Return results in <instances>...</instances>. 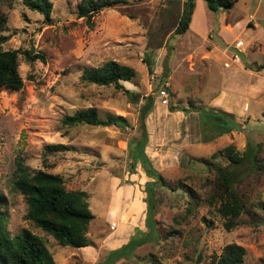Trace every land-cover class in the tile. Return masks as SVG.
<instances>
[{
	"label": "rangeland",
	"instance_id": "rangeland-1",
	"mask_svg": "<svg viewBox=\"0 0 264 264\" xmlns=\"http://www.w3.org/2000/svg\"><path fill=\"white\" fill-rule=\"evenodd\" d=\"M51 1L48 24L22 0H0V15L6 19L3 33L10 35L2 47L30 50L44 59L31 61L19 54L23 87L16 92L0 90V192L6 198L7 231L13 235L28 229L42 236L57 264H91L80 250L60 246L25 219V200L11 189L15 160L23 159L32 170L61 174L68 190L86 191L94 214L87 237L100 240L130 220L123 216L100 220L108 205H120L124 191L131 187L144 192L145 183L152 180L140 163L131 168L128 157L142 96L151 94L154 105L145 120V153L167 183L155 189L159 236L150 235L148 242L113 264H210L231 242L245 249L242 264H264L263 162L258 169H238L235 188L245 212L229 230L216 211L218 204H208L215 171L205 164L228 165L223 152L228 145L240 155L253 146L259 159L264 157V69L256 70L264 65V0H237L229 10L212 14L206 9L205 16L197 10L202 28L209 24L211 31L202 42L190 30L171 34L181 9L176 0H127L95 13L90 21L77 14L81 0ZM213 46L226 54L215 53ZM108 60L132 67L136 75L121 81L123 88L81 79L84 69ZM89 107H95L102 119L119 115L127 124L62 122L65 115ZM208 113L222 114L231 131L219 136V127L206 117ZM57 143L66 149L43 152L45 145ZM116 178L121 179L119 185L114 184ZM190 195L198 199L191 212L187 210ZM136 229L148 230L145 223L135 227L133 235ZM89 237L90 245L97 248ZM106 252L98 251L96 262Z\"/></svg>",
	"mask_w": 264,
	"mask_h": 264
},
{
	"label": "trees",
	"instance_id": "trees-1",
	"mask_svg": "<svg viewBox=\"0 0 264 264\" xmlns=\"http://www.w3.org/2000/svg\"><path fill=\"white\" fill-rule=\"evenodd\" d=\"M205 7L212 14L220 10L231 9L237 0H202ZM127 0H81L78 4L77 14L86 17L90 21L95 13L107 8H112L119 3H127ZM24 6L29 10L36 11L43 16L45 23H51L53 2L51 0H22ZM195 0H184L182 10L177 17L171 34H184L191 21ZM6 19L0 15V90L9 92L19 91L23 87V80L18 72V55L22 54L27 60L39 59L44 61L40 53L33 54L30 50L4 49L2 47L10 35L4 34ZM247 68L248 66L245 65ZM264 69V65L256 66V70ZM136 75V71L128 66L113 60H108L98 67L86 68L81 73V79L85 82L97 85H114L123 88L121 81H129ZM168 77V74L165 76ZM129 92V91H128ZM141 96L137 94L138 101ZM144 100L139 106L136 134L130 137L128 143L130 149L128 157L131 168L140 163L144 173L152 178L144 185L146 197V232L136 229V233L121 247L109 250L104 258L94 264H113L116 260L130 256L132 252L149 241V236L158 238L156 233L155 189L167 185L165 178L152 165L151 160L145 153L148 141L146 129V117L152 111L154 97L149 94L142 96ZM173 111V107H169ZM179 110V109H177ZM264 114V111H263ZM207 118H213L219 127L217 134L223 135L231 131L228 121L222 114L214 115L208 113ZM220 118V119H218ZM65 125L86 124L91 126L124 127L126 120L119 115H108L104 119L99 117L95 107L78 110L71 115L62 118ZM66 146L60 143L47 144L44 153H52ZM229 164L222 166L215 162L205 163L209 169L215 171V176L210 182V193L208 204L217 203L216 211L224 219L227 230L234 227L245 212V202L240 198L235 183L239 181V168L251 166L254 169L260 167L257 150L248 146L243 155H240L232 145L224 147ZM215 156V154H212ZM15 169L11 179V189L20 193L26 203L25 219L29 220L35 227L51 235L60 246L80 248L91 244L87 237L90 222L94 219L87 193L81 189L68 190L65 187L64 178L61 174L47 172L42 169L32 170L23 159L15 160ZM191 199L187 210L195 209L198 199L190 195ZM6 198L0 192V264H57L52 252L46 246L45 239L28 229L11 235L6 229ZM105 251V250H104ZM245 249L237 243L226 244L218 256H214L210 264H242Z\"/></svg>",
	"mask_w": 264,
	"mask_h": 264
},
{
	"label": "crops",
	"instance_id": "crops-1",
	"mask_svg": "<svg viewBox=\"0 0 264 264\" xmlns=\"http://www.w3.org/2000/svg\"><path fill=\"white\" fill-rule=\"evenodd\" d=\"M176 1L180 2L179 5L181 6V9H180V12H181L184 0H176ZM197 10H200L203 16L207 14L205 4L202 0H195L194 9H193L192 16H191V21H190L189 28L187 31L189 30L192 31L193 34L196 36L195 39L202 42L204 39L206 40V38L208 40V35L211 31H210L209 24L206 29L202 28L203 19H201L200 21V17L197 18V13H196ZM180 12L178 13V15L180 14ZM246 24L250 26L254 25V23L252 22L251 23L247 22ZM225 26L227 30H231L230 24L226 23ZM218 33L220 35L219 30H218ZM200 34H203V35H200ZM212 49L211 50L214 51L215 53L221 52L223 54H226L223 51H219L214 46L212 47ZM237 49L240 51L239 48ZM215 59H216V56H215ZM239 62L240 61H238L237 63L239 64ZM241 68H242L241 65H239L238 71H240ZM171 74L169 77H171ZM211 107H213V105ZM120 182H121V179L116 178L114 181V184L119 185ZM125 192L126 191H124V199H121L119 201L120 205H118L117 202L116 204L112 206L108 205V207L106 208V214L104 215V218L103 219L100 218V220L111 222V221H116L119 218V216H123L122 218L130 219L129 222L119 228H115L113 231H109L108 233H105L103 237L100 238V240L93 241V239L88 236L90 240H92V242H94V244L97 245V248L91 245L80 247V248H75L74 250L81 251L82 257L86 263L94 264L97 261L98 256H99L98 251L114 250V249L121 247L123 244L127 243L131 235H133L135 227H142L144 225L145 217H146V203L144 202V198H145L144 192L140 190L139 187H135V188L131 187L128 193L126 192L125 194ZM92 221L90 222V224L92 223ZM70 250H73V249H70Z\"/></svg>",
	"mask_w": 264,
	"mask_h": 264
},
{
	"label": "built area",
	"instance_id": "built-area-1",
	"mask_svg": "<svg viewBox=\"0 0 264 264\" xmlns=\"http://www.w3.org/2000/svg\"><path fill=\"white\" fill-rule=\"evenodd\" d=\"M241 42H239L238 44H240ZM234 57L236 58V60H238V57H237V55L235 54L234 55ZM160 94L163 96L162 98L164 99V102H166V91L164 90V89H162L161 91H160Z\"/></svg>",
	"mask_w": 264,
	"mask_h": 264
}]
</instances>
